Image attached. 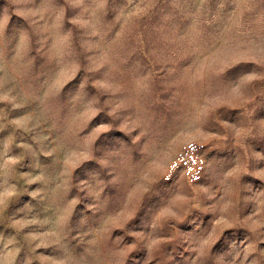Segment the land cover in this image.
Returning <instances> with one entry per match:
<instances>
[{
    "label": "rangeland",
    "instance_id": "obj_1",
    "mask_svg": "<svg viewBox=\"0 0 264 264\" xmlns=\"http://www.w3.org/2000/svg\"><path fill=\"white\" fill-rule=\"evenodd\" d=\"M0 264H264V0H0Z\"/></svg>",
    "mask_w": 264,
    "mask_h": 264
}]
</instances>
